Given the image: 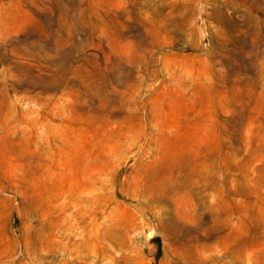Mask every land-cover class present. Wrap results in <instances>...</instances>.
I'll list each match as a JSON object with an SVG mask.
<instances>
[{"label": "rangeland", "instance_id": "1", "mask_svg": "<svg viewBox=\"0 0 264 264\" xmlns=\"http://www.w3.org/2000/svg\"><path fill=\"white\" fill-rule=\"evenodd\" d=\"M0 264H264V0H0Z\"/></svg>", "mask_w": 264, "mask_h": 264}]
</instances>
